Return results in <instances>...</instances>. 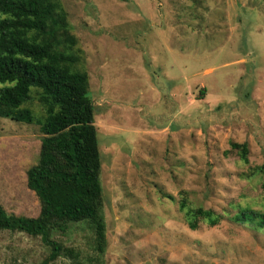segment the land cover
Listing matches in <instances>:
<instances>
[{
	"label": "rangeland",
	"instance_id": "rangeland-1",
	"mask_svg": "<svg viewBox=\"0 0 264 264\" xmlns=\"http://www.w3.org/2000/svg\"><path fill=\"white\" fill-rule=\"evenodd\" d=\"M57 1L88 76L104 251L88 220L49 231L54 259L41 235L2 230L0 264H264V228L234 219L264 204V0ZM25 106L32 123L0 116V205L35 217L38 89ZM182 197L219 221L191 229Z\"/></svg>",
	"mask_w": 264,
	"mask_h": 264
},
{
	"label": "trees",
	"instance_id": "trees-1",
	"mask_svg": "<svg viewBox=\"0 0 264 264\" xmlns=\"http://www.w3.org/2000/svg\"><path fill=\"white\" fill-rule=\"evenodd\" d=\"M76 42L59 1L0 0V116L32 123L35 116L25 103L33 88L39 90L45 112L37 119L42 134L38 160L26 171L27 186L40 202L39 214L15 215L0 205V231L41 235L52 245L50 259L58 255L60 246L47 238L49 231H65L69 222L91 221L97 251L103 253L105 245L94 108L87 73L77 67ZM230 147L248 162L246 142L231 141ZM252 169V173L263 174L264 189L263 165ZM179 209L191 229L196 228L199 217L210 225L220 219L211 210L190 208L183 197ZM234 219L263 229L264 204L261 210L242 209Z\"/></svg>",
	"mask_w": 264,
	"mask_h": 264
}]
</instances>
